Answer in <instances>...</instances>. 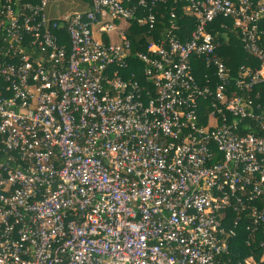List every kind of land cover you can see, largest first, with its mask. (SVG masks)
I'll list each match as a JSON object with an SVG mask.
<instances>
[{
  "label": "built area",
  "instance_id": "1",
  "mask_svg": "<svg viewBox=\"0 0 264 264\" xmlns=\"http://www.w3.org/2000/svg\"><path fill=\"white\" fill-rule=\"evenodd\" d=\"M56 1L0 0V264H264V0Z\"/></svg>",
  "mask_w": 264,
  "mask_h": 264
},
{
  "label": "trees",
  "instance_id": "2",
  "mask_svg": "<svg viewBox=\"0 0 264 264\" xmlns=\"http://www.w3.org/2000/svg\"><path fill=\"white\" fill-rule=\"evenodd\" d=\"M223 24L225 25V27L222 26ZM193 27L194 26L186 27L189 30H187L185 27H182V29L189 32ZM144 30L145 28L139 27L135 24L131 28L132 42L134 44L135 52L141 51L142 49H144L143 47H146L147 45V41L143 38ZM210 31L213 32L216 36L218 55L227 65L231 77L236 78L239 76V70L241 66H246L252 69L260 67V64L256 60H253L245 51L243 42L239 37L240 34L238 33V30L233 27L232 20L220 18L214 25H212ZM138 64H141L140 61H137V65ZM196 66L199 70L198 74L202 75V77H205L206 74L214 71V68H206V63L202 59L196 60ZM239 93L241 92L239 91ZM251 96L254 100H256L257 103L264 104V83L258 86L257 91L252 92ZM245 123L254 126L256 124L254 120H246ZM246 237V234L241 235L242 240H244ZM246 252L247 254H249L250 252H255L257 254V258H260V256L264 253V250L252 248L246 250Z\"/></svg>",
  "mask_w": 264,
  "mask_h": 264
},
{
  "label": "crops",
  "instance_id": "3",
  "mask_svg": "<svg viewBox=\"0 0 264 264\" xmlns=\"http://www.w3.org/2000/svg\"><path fill=\"white\" fill-rule=\"evenodd\" d=\"M88 8H89L88 0H57L56 2L49 5L48 13L51 17H56V16H60L65 13L86 11L88 10ZM58 9L61 10L60 14L57 13ZM242 67L243 66H241V68Z\"/></svg>",
  "mask_w": 264,
  "mask_h": 264
},
{
  "label": "rangeland",
  "instance_id": "4",
  "mask_svg": "<svg viewBox=\"0 0 264 264\" xmlns=\"http://www.w3.org/2000/svg\"><path fill=\"white\" fill-rule=\"evenodd\" d=\"M73 6H74V4H73ZM57 13H58V14H60V13H61V10H60V9H58Z\"/></svg>",
  "mask_w": 264,
  "mask_h": 264
}]
</instances>
